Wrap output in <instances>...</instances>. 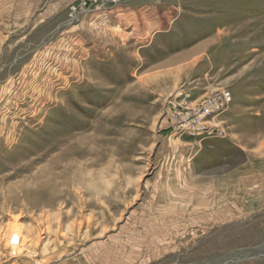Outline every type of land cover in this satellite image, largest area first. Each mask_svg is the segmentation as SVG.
Returning <instances> with one entry per match:
<instances>
[{
	"label": "rangeland",
	"instance_id": "374dc122",
	"mask_svg": "<svg viewBox=\"0 0 264 264\" xmlns=\"http://www.w3.org/2000/svg\"><path fill=\"white\" fill-rule=\"evenodd\" d=\"M117 2L0 0V264H264V0Z\"/></svg>",
	"mask_w": 264,
	"mask_h": 264
},
{
	"label": "built area",
	"instance_id": "2783aa9c",
	"mask_svg": "<svg viewBox=\"0 0 264 264\" xmlns=\"http://www.w3.org/2000/svg\"><path fill=\"white\" fill-rule=\"evenodd\" d=\"M97 1L98 0H82V6H86L88 4H92V2L95 3ZM117 1L118 0H100L101 4L100 5H96V8H100L101 9V7L104 6V4L107 3V2L110 3V6L111 5L115 6L118 3ZM104 8H107V7H104ZM230 100H231V96H230V94L228 92H223L221 94V102L222 103L229 102ZM16 237L17 236L15 235V236H12L10 238V240H9L10 244H13V243H15L17 241Z\"/></svg>",
	"mask_w": 264,
	"mask_h": 264
}]
</instances>
